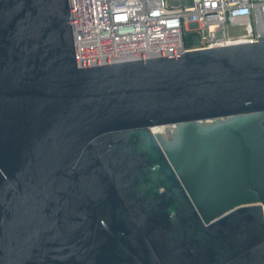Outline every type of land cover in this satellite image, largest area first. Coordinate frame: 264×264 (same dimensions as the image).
Wrapping results in <instances>:
<instances>
[{
  "label": "water",
  "instance_id": "95a60500",
  "mask_svg": "<svg viewBox=\"0 0 264 264\" xmlns=\"http://www.w3.org/2000/svg\"><path fill=\"white\" fill-rule=\"evenodd\" d=\"M0 264H264V39L81 67L0 0Z\"/></svg>",
  "mask_w": 264,
  "mask_h": 264
},
{
  "label": "built area",
  "instance_id": "2783aa9c",
  "mask_svg": "<svg viewBox=\"0 0 264 264\" xmlns=\"http://www.w3.org/2000/svg\"><path fill=\"white\" fill-rule=\"evenodd\" d=\"M68 3L75 59L81 67L264 39V0Z\"/></svg>",
  "mask_w": 264,
  "mask_h": 264
},
{
  "label": "trees",
  "instance_id": "16d2710c",
  "mask_svg": "<svg viewBox=\"0 0 264 264\" xmlns=\"http://www.w3.org/2000/svg\"><path fill=\"white\" fill-rule=\"evenodd\" d=\"M188 41V39L186 38V42Z\"/></svg>",
  "mask_w": 264,
  "mask_h": 264
}]
</instances>
